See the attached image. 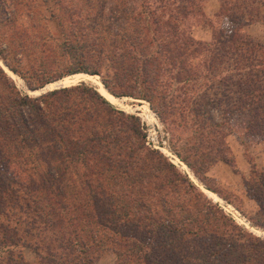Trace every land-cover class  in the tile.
Wrapping results in <instances>:
<instances>
[{
  "label": "trees",
  "instance_id": "16d2710c",
  "mask_svg": "<svg viewBox=\"0 0 264 264\" xmlns=\"http://www.w3.org/2000/svg\"><path fill=\"white\" fill-rule=\"evenodd\" d=\"M176 3L184 18L195 9L193 0ZM154 23L153 38L160 34ZM177 28L172 22L170 46L163 55L168 64L161 53L156 55L159 51L145 55L144 48L135 47L138 37L129 36L132 48L124 49L122 57L134 59L136 67L120 57L114 66L115 73L125 75L138 70L136 93H118L105 79L102 83L116 97L152 103L163 72H172L171 82L164 84L187 82L189 88L198 76L196 65L188 64L194 57L206 56L202 67L214 75L227 61L237 76L221 81L236 89L234 97L224 92L214 101L222 113L219 119L205 108L204 98L200 103L193 99L189 113L201 137L204 130L213 134L211 162L233 165L226 136L240 123L230 129V115L244 116V129L264 139V42L240 25L206 43L179 34ZM138 50L145 53L138 56ZM7 51L0 49L4 61ZM62 53L72 62L66 74H101L103 48L69 42ZM6 75L0 67V264H27L25 248L38 255L40 264H95L108 245L115 264H264V239L246 233L194 191L163 153L147 145L136 115L116 108L85 82L32 97ZM44 85L27 81L31 90ZM177 154L193 167L187 156ZM178 189L201 197L191 204L179 194L173 197Z\"/></svg>",
  "mask_w": 264,
  "mask_h": 264
},
{
  "label": "rangeland",
  "instance_id": "374dc122",
  "mask_svg": "<svg viewBox=\"0 0 264 264\" xmlns=\"http://www.w3.org/2000/svg\"><path fill=\"white\" fill-rule=\"evenodd\" d=\"M213 1L216 0H209L208 4L206 2L207 11L214 6ZM219 2L221 7L218 13H205L204 0H193L195 9L184 18L182 13L175 10L179 9L176 0H0V49H9L4 53L5 61L0 57V67L23 94L32 97L43 93H31L34 91L29 90L27 81L36 85L45 83V87L60 79L64 86L85 82L98 91L100 84L112 95L102 83V79H105L118 93H136L134 80L138 77V70L134 69V73L132 71L125 75L121 70L115 73L114 66L117 57L123 58L124 49L132 48L129 36L138 37L135 47L146 51L138 50L136 55H151L159 51L156 55L161 53L162 60L166 54L164 49L170 46L166 44L172 33V22L178 27L179 34L205 43L214 41L218 36H227L237 25L254 40L264 42V0ZM156 21L161 35L156 34L153 38ZM69 42L75 46L103 48L100 75L90 76L83 72L66 74L72 62L63 56L62 46ZM123 59H128L126 63L129 66L136 67L134 59ZM204 59L206 56L200 54L188 63L196 65L200 77L197 76L189 88L185 86L187 82L172 80V86L164 84L171 78L169 74L172 72L168 70L159 78L161 83L157 91L152 93V103L146 99L114 95L118 102L111 103L127 114L138 117L146 143L147 140L152 143V137L157 138L159 145L166 151L155 149L189 179L195 187L194 191L201 192L206 200L218 205L246 233L264 239V139L258 133L244 129V116L237 118L234 114L230 115V129L240 123L226 136L233 165L222 160L211 162L216 146L213 134L204 130L201 137L200 129L193 125V114L189 110L193 99L200 103V99L204 98L208 101L205 108L212 112L214 119H219L222 113L216 109L214 101L220 99L224 92L234 97L236 89L234 84L227 88L221 79L231 76L235 80L237 72L225 61L215 75L207 73L206 68L202 67ZM142 87L138 84V93H143ZM184 98L187 100H181ZM178 136L181 138L176 141L175 137ZM162 141L166 146H163ZM178 152L187 156L193 167L188 166L178 156ZM78 170L79 167H76L75 171ZM176 191L172 193L174 198H179V194L190 199L191 204H194L193 200L198 202V197H201L193 198V195H186L181 189ZM17 216L18 213L12 215L14 218ZM20 217L26 218V213ZM21 226L26 225L21 223ZM225 232L221 230V234ZM22 255L27 264H40L38 255L32 249H23ZM115 262L116 255L108 245L95 264Z\"/></svg>",
  "mask_w": 264,
  "mask_h": 264
},
{
  "label": "bare ground",
  "instance_id": "6f19581e",
  "mask_svg": "<svg viewBox=\"0 0 264 264\" xmlns=\"http://www.w3.org/2000/svg\"><path fill=\"white\" fill-rule=\"evenodd\" d=\"M62 81H59V82H55V84H52V85H47L46 86V88H45V90H47L48 88L49 89H53V88H55L57 85H64V84H62L61 83ZM99 84V83H98ZM67 86H70V85H67ZM53 87V88H52ZM99 90H100V92L102 93V95L103 96H105L110 102H113V103H117L118 101V99H116V98H114L112 95H110L105 89H104V87L102 86V85H100L99 84ZM36 92H39V91H34V92H31V93H33V94H35Z\"/></svg>",
  "mask_w": 264,
  "mask_h": 264
},
{
  "label": "crops",
  "instance_id": "0c3cea01",
  "mask_svg": "<svg viewBox=\"0 0 264 264\" xmlns=\"http://www.w3.org/2000/svg\"><path fill=\"white\" fill-rule=\"evenodd\" d=\"M206 2H207V4H208L209 0H208V1H207V0H204V10H205L204 12H205V13H218V12L220 11L221 3L219 2V0L213 1L215 4H214V6L211 7V8H214V9L209 8L208 11H207V9H206V7H205ZM247 34H248V33H247ZM249 35H250V34H249Z\"/></svg>",
  "mask_w": 264,
  "mask_h": 264
},
{
  "label": "built area",
  "instance_id": "2783aa9c",
  "mask_svg": "<svg viewBox=\"0 0 264 264\" xmlns=\"http://www.w3.org/2000/svg\"><path fill=\"white\" fill-rule=\"evenodd\" d=\"M151 142L150 143L148 140H147V145H149L150 147L152 148H158L159 150L161 149V151L165 152L166 150H164L161 145H159V140L157 138H151ZM162 144L163 146H166V143L164 141H162Z\"/></svg>",
  "mask_w": 264,
  "mask_h": 264
},
{
  "label": "water",
  "instance_id": "95a60500",
  "mask_svg": "<svg viewBox=\"0 0 264 264\" xmlns=\"http://www.w3.org/2000/svg\"><path fill=\"white\" fill-rule=\"evenodd\" d=\"M88 75H90V74H88ZM90 76H92V75H90ZM59 81H61V79H60V80H56V81H54L53 83H55V82H59ZM49 84H50V83H49ZM78 84H79V83H77V84H75V85H78ZM75 85H70V86H75ZM46 86H47V85H46ZM46 86H45V87H42V88H39V89H35V90H31V89H29V90H30V91H39V92H41V93L44 94V92L46 93V91H48V90L45 91ZM62 87H68V86L57 85L55 88H53V89H49V91L54 90V89H58V88H62ZM114 97H115V96H114Z\"/></svg>",
  "mask_w": 264,
  "mask_h": 264
}]
</instances>
